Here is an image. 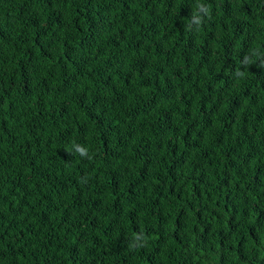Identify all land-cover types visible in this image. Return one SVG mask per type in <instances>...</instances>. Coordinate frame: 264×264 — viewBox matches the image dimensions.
Returning <instances> with one entry per match:
<instances>
[{"label":"trees","instance_id":"1","mask_svg":"<svg viewBox=\"0 0 264 264\" xmlns=\"http://www.w3.org/2000/svg\"><path fill=\"white\" fill-rule=\"evenodd\" d=\"M0 264H264V0H0Z\"/></svg>","mask_w":264,"mask_h":264},{"label":"clouds","instance_id":"2","mask_svg":"<svg viewBox=\"0 0 264 264\" xmlns=\"http://www.w3.org/2000/svg\"><path fill=\"white\" fill-rule=\"evenodd\" d=\"M78 150L81 151L82 154L84 153V150L83 149H78Z\"/></svg>","mask_w":264,"mask_h":264}]
</instances>
